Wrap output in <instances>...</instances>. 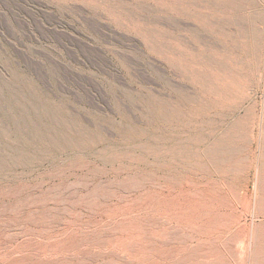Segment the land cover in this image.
<instances>
[{
	"label": "rangeland",
	"instance_id": "374dc122",
	"mask_svg": "<svg viewBox=\"0 0 264 264\" xmlns=\"http://www.w3.org/2000/svg\"><path fill=\"white\" fill-rule=\"evenodd\" d=\"M0 264H264V0H0Z\"/></svg>",
	"mask_w": 264,
	"mask_h": 264
}]
</instances>
